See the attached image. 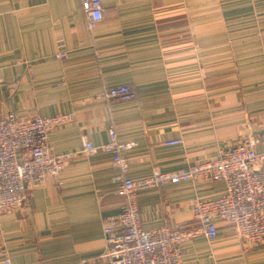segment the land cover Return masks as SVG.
<instances>
[{"label": "crops", "instance_id": "1", "mask_svg": "<svg viewBox=\"0 0 264 264\" xmlns=\"http://www.w3.org/2000/svg\"><path fill=\"white\" fill-rule=\"evenodd\" d=\"M101 1L104 19L91 31L81 0H0V110L70 116L49 145L57 155L76 153L2 215L0 264H109L94 260L105 250L106 221L122 209L113 182L122 172L101 148L111 129L133 143L121 152L132 179L187 170L264 133V0ZM120 85L137 98L99 96ZM86 138L96 153L82 152ZM224 189L184 182L139 191L141 226L195 228L193 201ZM218 226L216 239L198 234L185 246L184 264H264V243L251 246L231 225Z\"/></svg>", "mask_w": 264, "mask_h": 264}, {"label": "built area", "instance_id": "2", "mask_svg": "<svg viewBox=\"0 0 264 264\" xmlns=\"http://www.w3.org/2000/svg\"><path fill=\"white\" fill-rule=\"evenodd\" d=\"M88 28L93 31L104 19L101 0H81ZM64 58V52L56 55ZM99 96L108 101L137 98L135 89L120 85L104 89ZM70 119L68 115L31 118L0 110V218L24 206L33 188L50 176H58L76 153L57 155L49 145L51 131ZM110 142L101 148L113 152L121 174L113 178L115 192L122 198L121 212L104 225L105 250L94 261L109 264H184L182 252L198 234L208 240L218 236V221L235 228L243 242L251 246L264 243V133L252 134L246 142L220 151L218 158L199 162L187 170L155 171L148 177L132 179L124 175L129 160L121 152L133 143H121L114 129ZM181 139L167 141L179 144ZM100 147L86 138L82 152L94 154ZM184 182H223L224 192L212 199L196 198L191 207L197 226L190 229L141 226L137 208L138 192ZM92 261V262H94ZM82 261L80 264H90ZM4 264H12L5 258Z\"/></svg>", "mask_w": 264, "mask_h": 264}]
</instances>
